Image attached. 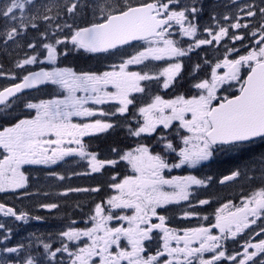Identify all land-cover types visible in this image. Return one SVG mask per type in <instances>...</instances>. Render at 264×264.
Instances as JSON below:
<instances>
[{"label": "snow or ice", "instance_id": "1", "mask_svg": "<svg viewBox=\"0 0 264 264\" xmlns=\"http://www.w3.org/2000/svg\"><path fill=\"white\" fill-rule=\"evenodd\" d=\"M26 3L31 4L32 0H5L3 6H0V16L6 20L10 18L16 21L18 18L15 10L22 12ZM173 4L174 0H166V2L165 0H152V2L132 6L125 0L123 5L116 6L106 0L105 6L101 9L102 23L78 28L72 33L71 43L76 49L83 50L85 53H104L119 45H128L137 40H147L150 45H162L149 46L137 52L119 65V71L97 73L76 71L68 67L54 68L51 71L41 69L23 76L20 83L0 90V103H6L10 97H14L23 89L49 81L54 85H59L67 93L62 99L40 100L39 103L27 104L28 108L36 110L35 116L32 119H22L12 127H6L0 131V147L5 152L3 158L0 159V192L24 186L26 177L21 171V166L25 164H54L71 153H78L81 157L87 158L92 172L100 171L105 165L117 163L116 160L98 159L97 153L85 151V145L82 142L84 136L113 129L112 123L99 119L91 123H72L71 118L96 115L92 108L86 106L90 100L97 105L105 103L106 100H118L120 107L117 111L121 114L126 113L128 106L133 103L129 94L144 91L140 87V81L157 78L147 73L128 72L126 71L128 65L140 64L150 57L159 60L163 56L183 57L187 55L184 49L177 47L174 40L167 38L170 35L168 30L175 22L181 26L184 36L194 37L197 33V25L189 21V16L195 19L201 9L196 7V0H193L191 7L186 5L180 10L170 8ZM77 7V3H71L67 7V12L74 13ZM259 11L264 16V8H260ZM255 14L248 6L245 15L252 17ZM35 19L37 17L33 16L26 22L21 16L19 24L11 27L5 35L8 39L14 38L19 28L28 27V24ZM42 19L48 21L52 18L45 15ZM31 26L37 27L36 24H31ZM230 27L239 29L247 25L236 22ZM259 30L264 33V24H261ZM205 31L209 33L211 39L196 40L195 47L210 45L213 41L219 42L229 36L228 27L220 26L214 33L211 29H205ZM231 39L242 40L243 37L233 35ZM64 42L57 39L55 44L59 45ZM28 47L34 48L35 45L29 44ZM192 47L193 45H189L188 51H191ZM43 48L47 51L46 59L54 62L59 54L57 48L51 43L44 44ZM63 54L67 55L68 52ZM36 62V55L29 56L20 61L17 67ZM242 65H248L250 71L240 85L239 94L231 98L218 97L217 89L221 84L225 81L241 79ZM199 67L200 65L195 66L197 69ZM221 67L226 68L227 71L223 75H218L216 69ZM182 68V63L176 62L163 69L160 73L165 78L163 88L167 89L173 85L182 72ZM108 85H112L115 91H106ZM194 87L201 90V94L191 98L180 95L174 100H164L159 95L155 96L152 103L139 109L144 118L143 123L134 130L129 128L130 134L135 137H140L142 134L149 136L156 134V136L154 145L140 144L120 156L121 160H126L131 165L135 174L125 176L120 183L111 185L118 194L111 196L107 204L110 209L133 210L130 216L115 217L117 220L127 221L128 226L109 227V221L114 217L111 214L105 215L104 207L96 204L95 215L92 217L95 223L91 228L69 227L60 233V236L66 238L67 241H79L81 237H87L90 242L75 251H70L66 243L56 248L55 251L50 250V244H43L45 251L51 257L55 258L57 253H67L71 264H97L94 257L99 258L98 264H123V262L126 264H159L158 258L163 257L165 253L168 259L164 260V264H193L194 260L198 261V264H216L222 257H225L226 252L220 250V240L223 237L212 235L210 227L186 229L181 236L177 235L175 230L166 227L165 216H158L160 221L158 224L152 223L151 218L158 215L157 209L163 205L173 201L188 200L191 185L204 183L203 180L191 175L166 179L163 175L165 169L179 168L181 165L196 166L202 161H209L217 151L243 152L257 138L264 140V35L258 41L257 47L248 51L246 55L234 60L225 57L222 64L217 63L212 69L210 80L204 79ZM79 92L85 95H77ZM173 121H179L177 134H180V129L188 133L180 135L183 146L174 145L173 139L170 138ZM163 130H169V134H165ZM66 140L69 144L74 142L77 147H65ZM161 144L160 151L153 150ZM112 151L116 152L117 149H112ZM169 151L177 153L178 163L171 165L168 163L163 153ZM237 175L239 173L234 171L224 179L231 180ZM164 185L173 186L174 190L164 191ZM83 190L87 191V189ZM98 190L92 189V191ZM70 191H81V189H70ZM199 203L203 205L208 201L200 200ZM41 207L55 209L58 206L43 204ZM228 207L229 205H224L223 209L217 210L216 223L212 227L218 228L222 234L227 233L235 237L250 224L256 222L255 219L250 220V216L256 217L264 213V189L248 198L243 207H237L234 212L222 215L224 209ZM0 212L6 216H14L17 220L27 219V213L17 214L16 210L2 203H0ZM191 214L185 212V216ZM4 227L0 224V229ZM154 229L163 232V251L157 250L154 255H146L144 242L152 238L151 234ZM261 233H264V228L261 229ZM122 237L127 240L130 250L121 247ZM172 240L176 241V247L170 246ZM181 241H183V247L179 246ZM193 241H199V247H193ZM113 246H115V251H113ZM18 247H23V245ZM249 248L254 251L249 252ZM213 250L216 254L210 259H205L203 254ZM4 251L16 253L18 248H5ZM258 253H264V239L258 243L246 244L238 264H248ZM240 256L241 253H236V255L227 256V259L237 264V257ZM24 264H36V261L28 257ZM259 264H264V260H260Z\"/></svg>", "mask_w": 264, "mask_h": 264}, {"label": "trees", "instance_id": "2", "mask_svg": "<svg viewBox=\"0 0 264 264\" xmlns=\"http://www.w3.org/2000/svg\"><path fill=\"white\" fill-rule=\"evenodd\" d=\"M71 1L73 0H69V2ZM82 1L92 4L91 0H80L77 3L78 7L74 13H68V5L65 4L62 15H68V21L63 22L62 20H58V23L61 24L59 25L58 29L57 22L54 18L51 17L52 19L47 21L50 23L51 27H55V30H57L54 33L55 38L60 36H71L77 28L89 23H93L96 17L101 15L102 12L99 5L92 12L87 11L86 13H82V8L84 6ZM127 2L131 4H137L140 2V0H127ZM216 2H218V0H206V2L196 4L198 8L199 6L203 7V10L198 12V14L195 16V19H193L191 16L190 18H192L193 22H196L197 20L196 24L198 37L209 39L210 35L207 31H205V29H211L214 33L215 31H218L220 26L231 28V22L233 20L235 21V18L241 20L242 23H245V21L254 20L253 22L256 23L257 26L264 24V16H262L259 11L260 8H264V0H250V2L245 4L244 8H242L240 11L236 8H233L232 11H230V14L228 12L229 10H226L228 0L220 1V5L224 8L222 12L215 11L213 5ZM119 3L121 5L122 1L120 0ZM178 6H181V4ZM248 6H250L251 10L256 13L252 17L245 15V11L247 10ZM170 8H172L171 5ZM242 13H244V16L239 18V15ZM43 15V13L40 15V19H38L37 22L38 24L43 23ZM229 15H231L232 18H228ZM248 29H250V27H248ZM230 31L232 32L231 29H229V32ZM42 34H44V29L42 27H32L30 24H28V32L26 35L31 36L28 41V45L32 42V44L35 45V48H38L40 43L45 40H42ZM47 35L49 34L47 33ZM174 39V41L179 44L180 47H185L191 40H195L197 38L186 37L181 31H178L176 32V37H174ZM247 40L248 38H246V42ZM136 44L138 43H131L114 51L101 54L85 53L83 50H80L81 53H74L73 51H70L67 55L61 53V63L62 66L73 68L76 71L101 72L105 67H107L108 64L116 62L114 56L117 51L123 49L122 53L124 56L131 55L136 49V46H134ZM141 44L142 43H139V45ZM231 47V38L226 37L217 44L212 43L210 45H202L197 49L192 48L191 51L187 52V55L180 58L181 60H179V62L181 61L183 65L182 72L176 78L175 83H173V85H171L169 88L166 90H161V83L159 84L161 77H159V79L153 78L141 82L145 91L136 93L132 96L133 107L132 105L130 106V110H128L127 114H117L116 116L112 115L114 112L113 104H106L102 108L98 109V112L103 111L102 113L107 114V118L113 122L114 128L104 133H95L84 136L82 142L85 145V149L87 151L97 153L101 158L116 160L119 158V154L121 152L123 153L127 149L136 148L140 144L149 146L154 145L156 134H152V136H149L148 134H142L140 137H135L129 132V128L136 129L140 126L139 122L143 119L142 114L139 112L141 106H143L144 103H147L151 99L150 96H153L155 93H161L164 97H170L172 95L178 94L186 96L194 95L195 91L197 90L194 85L199 80L211 76L212 69L222 58L224 59L226 53L230 52ZM23 49L26 52L30 51L27 45L23 46ZM1 55L5 58L8 57L5 52H2ZM149 61L148 63L145 62L141 67V73L152 69V62ZM160 62L162 64L165 63L161 60ZM196 65H200V67L197 69L195 68ZM37 66L38 65L32 66L30 70ZM54 88L55 86L49 82L45 86L34 91L26 92L3 105L1 108L7 109L10 107L11 102L14 101V112L18 114L0 121L1 125L3 123L12 124L13 120L17 117L26 115L28 110L27 104L29 103H35L38 100L62 98L64 96L65 90L59 89L58 87L54 92ZM100 116H102V114L99 115V117ZM177 128H179V122L173 123L171 127L170 138L173 139L174 145L180 144V134L184 133V131L180 129V134H177ZM163 131L165 134H169V130ZM161 148L162 144L160 147H155L153 150L160 151ZM112 149H117V151L113 152ZM163 154L166 158L169 156H174V153L170 151ZM262 154H264V149L258 146L247 147V150L243 152L222 151L213 156L209 161H205L195 167L194 173H196L198 176H212L214 178L210 186L198 188L197 191H195L196 193L193 194L190 202H193L194 205H196L195 203L196 199L199 198L198 196H201L199 201L208 199L207 204H200L199 208L196 207V210L199 209L201 211L199 213L211 215L213 207L219 206L223 202L230 199L239 200L240 197L243 198L247 194L245 192H250L249 190L259 186L260 182L257 179H254L256 178L254 177L255 172L247 171V167L249 168V164H255L258 159L262 157ZM86 161L88 162L87 159ZM86 161L82 158H79L78 156H66L53 166L43 167L41 165H27L24 168L28 176L27 185L15 192H0V201L20 207V200L25 199V197L28 196L27 193H31L38 200L31 203L28 201L27 203H22V209L27 211L28 216L33 215L35 217H40V219L46 223L49 219L51 222L56 224H61L65 221H68L69 219H75L79 221L78 223L82 224L83 227L89 225V213H91L96 204L99 203L103 204L106 212H111L110 214L114 217V219L115 217L133 214L132 209L108 210L110 207L107 204V200L111 196L117 195L116 190L113 189L111 185L116 182V179L119 176H125L127 174L131 176L133 173L131 166H128L125 161L121 160L115 165H106L100 171L92 172L90 171ZM236 169L239 170V177H235L234 179L230 180V184H226L224 186L217 185V178L220 179L222 176L230 174ZM52 171L54 172L56 178H59V176L63 178H59L58 180H55L53 183H51V185H48L45 182L50 181L47 179L46 175H48V173H52ZM247 176L250 179H248ZM37 178L42 179L40 183L38 182ZM70 189H81V191H70ZM83 189H87V191H84ZM92 189L99 190L92 191ZM84 199L89 201L85 202ZM70 201H76L72 207H70V209L62 205ZM43 204H56L58 207L53 210L46 209L41 207ZM187 204L188 203L184 204V202H182L180 205L170 206L167 209L174 207L176 210V207H184ZM171 213H167V217L170 220L180 223L187 222L184 220L185 218H182V211L176 210L175 216L177 215V217L175 218L170 216ZM179 217H181V219H179ZM201 221L203 220L200 219V222ZM113 223H115V221ZM154 232L155 233L151 235L152 238L150 241L146 240L144 243V246H146V254L154 253L159 249L160 244L157 241L160 236V231L158 229H154ZM122 238L121 247L128 248L130 250L127 240ZM113 249H115V246H113Z\"/></svg>", "mask_w": 264, "mask_h": 264}, {"label": "rangeland", "instance_id": "3", "mask_svg": "<svg viewBox=\"0 0 264 264\" xmlns=\"http://www.w3.org/2000/svg\"><path fill=\"white\" fill-rule=\"evenodd\" d=\"M79 1L80 0H73L71 2H69V0H32L31 4H28V3L25 4V8L22 12L20 10H15V15L18 18L16 21H12L10 18H8L6 20L4 17L0 16V89L5 87L6 85H9L13 82H16L27 71H29L32 66L38 65L35 68H38L41 66H46V67H48L49 71H51L54 68H66V67L62 66L61 53H65L66 51L68 53L70 51H73L74 53L75 52L81 53L80 49H76L73 46V44L71 43V39H70L71 36H67V39H65L66 38L65 36H60V37L55 38L54 33L57 31V30H55V27H51L50 23H48L45 20H43L42 24L37 23L38 19H40V15L42 13L44 14L43 16L47 15V16L54 18L55 21L57 22V25H61L58 23V20H62L63 22L64 21L67 22L68 21V15H62L65 4L70 6L71 3H78ZM119 1L120 0H109V2H111L113 5H116V6L120 5ZM121 1H122L121 5H123L125 3V1L124 0H121ZM148 1H151V0H148ZM220 1H222V0H218V2L214 3V5H213V7L215 8V11H217V12H222L224 10V8L220 5ZM91 2H92V4L89 2L85 3L84 1H82V3L84 4V6L82 8V13H86L87 11H91V12L94 11V9L98 5L102 9V7L105 6V4H106V0H91ZM145 2H147V1L140 0V2L135 4V5H139V4L145 3ZM202 2H206V0H196V4L202 3ZM249 2H250V0H228L226 10L227 11L229 10L228 11L229 14L233 8H236L240 11L242 8H244V5L248 4ZM4 3H5V0H0V6H3ZM192 3H193V0H174V4L171 6H172V8L174 7L175 10H180L183 7H185L186 5L191 7ZM128 4H131V3H128ZM179 4H181V6H178ZM131 5L135 6L133 4H131ZM49 9H50V11H49ZM199 9H201L200 11H202L203 7L199 6ZM21 16H23L25 18L26 22L28 21L29 18H31L33 16L37 17V19L32 20L29 24L30 25L36 24L37 27H42L44 29V35L42 37V40H44V39L45 40L40 43V46L38 48H35V47L29 48L28 47V43H29L28 41L31 38V36L26 35V33L28 32V27L19 28L18 34L12 39H8V37L5 35V32L10 30L11 27L17 26L19 24V22H20L19 18ZM243 16H244V13L240 14L239 18H242ZM228 18H232V16L229 15ZM101 21H103L102 13H101V15H98L96 17L94 22H101ZM189 21L192 22V18H189ZM253 21L254 20L245 21V23H242L241 20H239L238 18H235V21L233 20L231 22L232 24L239 22L241 25H247V27H245V28L241 27L239 29L229 28L232 30V32L230 31L231 36H230V32H229V36H226V37L231 38L233 35H236V36L243 37V39L242 40L231 39V42H232L231 50L229 53L227 52L225 55V57H227V59H229V60L238 59L239 56L246 55L248 51H251L253 48L257 47L258 41L261 39V36L264 35V33H262L259 30L260 26H257L256 23H254ZM192 23H195V22H192ZM176 25H179V24H176L175 22L172 24V27L168 30L170 35H168L167 38L175 40L174 37H176V32H174V31H176V29H175ZM185 26H187V24H185ZM179 27L181 29L180 25H179ZM248 27H250V29H248ZM247 32H248V34H247ZM47 33L49 35H47ZM253 33H255V35H253ZM56 36H57V34H56ZM194 37H196L197 39L191 40L185 47H180L179 44L176 43L177 47L184 49L186 52H188L189 45H193L192 48L197 49V47L194 46L195 41L199 40V39H205V38L204 37H198V30H197V33ZM194 37H191V38H194ZM226 37H224V38H226ZM246 38H248L247 42H246ZM53 39H55V40H53ZM57 39L63 40L65 42L62 44L56 45L55 41ZM209 39H211V36L209 37ZM49 43L53 44L57 48V52L59 53L54 62L48 61L46 59L47 51H46V49L43 48L44 44H49ZM213 43L217 44L219 42L213 41ZM30 44H32V42ZM25 45H27L28 49H30L29 52H26L23 49V46H25ZM134 46H136L135 51L131 55H128V56H124V54L122 53L123 49L120 51H117L115 53V56H114L116 62L108 64L107 67H105L101 72H97V73H102L105 71H113V70L119 71V65L124 60H127L131 56L135 55L137 52L143 51L145 48H147L149 46L159 47L162 45H155V44L150 45L149 42L146 40L141 45H139V43H138ZM2 52H5L8 55V57L7 58L3 57L1 55ZM33 55L37 56V62L36 63L30 64V65H24L23 67H17V65L20 61L24 60L25 58H27L29 56H33ZM225 57H224V59H225ZM224 59L222 58L218 63L222 64ZM149 60H152V61H149ZM160 60L164 61L165 63L162 64L160 62ZM179 60H181L180 57L163 56L159 60H156V59L150 57L148 60H145L140 64L128 65L126 71L141 73V71H142L141 67L144 65V63L145 62L148 63V61L152 62V64H151L152 69L146 70L145 72H142L141 74L147 73L148 75H150L152 77H157L156 79H159V77H161L160 82H159V84L161 83V86H160L161 90H166L165 88H163V82H164L165 78L162 75H160V73H162L163 69L168 67L169 64L179 62ZM180 63H181V61H180ZM242 67H243V65H242ZM35 68H33V69H35ZM221 68H218L216 70L218 75H223V73H224L221 71ZM249 69L250 68L248 67V65H244V70L241 69L240 73L244 72V75H245L249 71ZM225 70L227 71V69H225ZM221 72H222V74H220ZM240 77L242 79H239V80H241L239 85H237V82L239 80L225 81L223 84H221L217 89V96L219 95L221 98H223V97L227 96L228 94L229 95L227 97L237 94L235 92H237V90L240 88V85H241L243 78H244L242 76V74H240ZM204 79L210 80L211 76L210 77L208 76L207 78H204ZM204 79H202V80H204ZM202 80H199L197 83L201 82ZM175 81H176V79H175ZM175 81H174V83H175ZM141 82L142 81H140V87L143 88V85L141 84ZM53 86H55L54 92H55V90H57L58 87H59V89H62L59 85L53 84ZM106 91L114 92L115 88L112 85H108L106 88ZM144 91H145V89H144ZM136 93H139V92H131L129 94V98L131 99V95L136 94ZM199 94H201V90L197 89L195 91L194 95H190V96L183 95V96H185L186 98H191L192 96L199 95ZM65 95H67L66 91L64 92V96ZM77 95L83 96V95H85V93L79 92V93H77ZM157 95H159L164 100H174L177 96H180L182 94L172 95L170 97H164L161 93H155L153 96H150L151 99L147 103H144L143 106H141V107H146L148 104L152 103L155 96H157ZM62 98H60V99H62ZM39 101L40 100H38L35 103H39ZM106 104H113L114 105V112L112 113V115L116 116L117 114H121L117 111V109L120 107L118 100H106L105 103L100 104V105H97L94 103V101L90 100L86 106L92 108L96 112V114H98V109L102 108ZM131 105L128 106V110H130L129 108ZM132 107H133V105H132ZM14 108H15L14 101L11 102V105L9 108H7V109L1 108V110H0V121L7 119V118H10L13 115H17L18 113L14 112ZM127 113H128V111L126 112V114ZM166 113H167V110H166ZM35 114H36L35 109L28 108L27 114L17 117L16 119L13 120L12 124L3 123L1 125V123H0V131H3V129L6 127H12L13 125L18 123L22 119H32L35 116ZM123 114H125V113H123ZM97 119L102 120L103 122L112 123V121L107 118V114H104V113H102V116H100V117H99V115L98 116L94 115L92 117L73 116L71 118L72 123H91ZM143 119H142V121H143ZM142 121H140L139 123L142 124ZM175 122H179V121H173V123H175ZM182 130L184 131V133H181L180 135H187L188 134L186 132V130H184V129H182ZM52 138H54V137H52ZM179 145L183 146L181 144V141H180ZM251 145L252 146H248V147L257 146L255 144H251ZM64 146L70 147V148H76L77 147V145L74 142L69 144L67 140L65 141ZM133 149H135V148L127 149L123 153L121 152L119 155L122 156L125 152L131 151ZM85 151H87V150L85 149ZM87 152H91V151H87ZM220 152H222V151H217L214 154V156ZM173 153H174V156H169L166 158L170 165L174 164V163H178V160H179L177 153H175V152H173ZM4 154H5L4 149L2 147H0V159L3 158ZM68 156H78L79 158H82L85 161L87 159L85 157H81L78 153H71ZM120 156H119V158L116 159L117 162L121 161ZM98 159H100V160H111V159L101 158V157H99V155H98ZM60 160H62V159H60ZM60 160H57L56 163ZM123 161H125L128 166H131L126 160H123ZM203 162H205V161H202L201 163H203ZM56 163H54V164H56ZM87 163H88L89 169L91 171L89 160ZM54 164H46V165L42 164L41 166L47 167V166H53ZM27 165L38 166L36 164H25V165L21 166V171L24 173V175L26 177V183L24 184V186L22 188H24L28 183V176H27L25 169H24ZM198 165H196V166L181 165V167H179V168H171L170 167V168L165 169L163 171V175L165 176L166 179H172L173 177H184V176L191 175V176L197 177L198 179L203 180L202 178H200V176H198L196 173H194L195 172L194 169ZM235 171L239 173L238 169H236ZM247 171L255 172L254 177H256V178H254V179H257L260 181L259 186L255 187L249 191H254V193H256V192H259L261 189H264V158L260 157L255 164H249V168L247 167ZM134 174L135 173L133 170L132 175H134ZM44 175H45V172H44ZM125 176H129V175L127 174ZM125 176L117 177L115 183H120ZM239 176L240 175H237L236 177H239ZM248 176H253V175H248ZM248 176H247V178H248ZM46 177L50 181V182H48V181L45 182L48 185H51V183H53L55 180H58L59 178H61L60 176H59V178H56L53 171H52V173H48V175H46ZM218 179L219 178H217L216 182H218ZM248 179H250V178H248ZM37 180L40 183V181L42 179L37 178ZM203 181L205 182V180H203ZM203 184H201V185H203ZM201 185H191L190 186V188H189L190 194H189L188 200L173 201L167 205H163V206L159 207L157 209V213H158V215L156 216L157 219H158L159 215H163L166 218L165 222H167V220L174 222V220H170L167 217V213L172 212L170 214V216L175 218V217H177V215L175 216L176 210H179V211H182L181 214H182L183 218H185L184 220L189 221L190 218L193 217L192 212H194L196 207L199 208V206H200V203H199V205H197V204L194 205L193 202H190V200L192 199L194 192L197 191L198 186H201ZM218 186H220V185H218ZM22 188L6 189L5 191H7V192L14 191L15 192V191H18ZM200 188H202V187H200ZM163 190L167 191V192H172L174 189H173V186L164 185ZM116 193H117V191H116ZM27 195L28 196H26L25 199L20 200V203H19L20 205H22V203H27V201L29 203H31V202L38 200L31 193H27ZM250 195H246V197H244L245 199H242V201H245L248 198H250L252 196V195L251 196ZM203 200L208 201V199H203ZM88 201L85 200V202H88ZM75 202L76 201H70V202H68L66 204H62V205L66 206L70 209V207H72V205ZM181 202H184V204L185 203H188V204L184 207H176L177 208L176 210L174 207L167 209L170 206L179 205L178 203H181ZM230 202H231V200H230ZM99 204H101L102 207H104L102 203H99ZM219 206H222V204H220ZM219 206H216V207H219ZM216 207H213L211 215H205L204 213H200L199 214V222H200V219L201 220L208 219L209 221H214V219H216V215H217V211L215 210ZM108 210H114V209H108ZM197 211L201 212L199 209ZM185 212H190L192 214L185 216ZM110 213H111L110 211L104 212L105 215H109ZM226 214L227 213H223L222 215H226ZM262 214H264V213H262ZM94 215H95V207H94L93 211L91 213H89V220H88L89 225L86 227H83L82 224H79L78 223L79 221H77L75 219H69L68 221H65L61 224L60 223L56 224V223L51 222L49 219H48L47 223L43 222L41 219H36V217L33 215L27 216L26 220H17L16 218H13V216H11V215L6 216V215H4L3 212H0V224H3L5 226L3 229H0V264H6V262H7V264H24V261L28 257L34 258L36 261V264H71L70 257L68 256L67 253H57L56 257L53 258L49 255L48 252L45 251L43 244H45V243L50 244L51 245V249H50L51 251H55L56 248H60L62 246V244H65V243L68 244L70 251H75L79 247H83L84 244L90 242L87 237H81V239L79 241H67L66 238H63L60 236V233L63 231H66L69 227H74L77 229L91 228L93 226V224L95 223L92 220V217ZM260 215H258V216H260ZM128 216H130V215H128ZM250 218H252V217L250 216L249 219ZM114 221H115V223H113ZM120 226L127 227L128 226L127 221L117 220V219H113V220L109 221V227H120ZM154 233L155 232L153 230L151 235H153ZM159 235L160 236H159V239L157 242L161 245V243L163 241V232L161 231L159 233ZM5 236H7V239H5ZM122 239H124V238H122ZM20 245H23V247H18ZM160 245H159V248H160ZM11 247H17L18 251L16 253H7L4 251L5 248H11ZM113 251H115V249H113ZM208 253H209V251L205 252L203 254L204 258L206 257V255ZM166 258L168 259V256ZM93 259H95L97 261V264H98L99 258L94 257ZM193 263H194V261H193Z\"/></svg>", "mask_w": 264, "mask_h": 264}, {"label": "flooded vegetation", "instance_id": "4", "mask_svg": "<svg viewBox=\"0 0 264 264\" xmlns=\"http://www.w3.org/2000/svg\"><path fill=\"white\" fill-rule=\"evenodd\" d=\"M165 2H166V0H165ZM189 18H190V16H189ZM192 22H193V20H192ZM196 23H197V20H196L195 24ZM175 29H176V31H174V32L181 31L179 25H176ZM225 69L226 68L222 67L221 71L225 73L226 72ZM241 69L244 70V65H243V67L241 66ZM222 72L220 74H222ZM240 74H242V76L244 77L243 79H245L244 72L240 73ZM240 81L241 80H239L237 82V85L240 84ZM238 91H239V89L237 90V92ZM237 92H235V93H237ZM252 144H255L258 147L264 149V140H260L259 138H257ZM249 146H252V145L250 144ZM262 157H264V154H262ZM200 178L205 180V182H204L203 185L198 186V188H200V187L203 188V187L210 186L212 184V182H213V179H214L212 176H202ZM229 182H230V180L225 182V183H221L220 179H218V185H223L224 186L226 184H229ZM3 192H5V191H3ZM195 193L196 192H194V194ZM245 193H247L246 195H250V194L253 195L254 191L245 192ZM246 195L244 197H246ZM198 197L200 198V196H198ZM244 197L243 198H241V197L239 198L238 197L239 200L230 199L231 202H230V200H227V201L222 203V206L216 207L215 210L217 211L219 209H223L224 205H229L228 208L224 209L222 214L223 213H227L228 214V212H234L237 207H243V204L246 201V200L242 201V199H245ZM199 198L196 199V203L195 204H197V205H199ZM0 203L12 206L13 208H15L17 214H19L20 212L27 213V211L22 210L23 205H20V207H19V206H13V204H7V203L1 202V201H0ZM181 203H178V204L180 205ZM178 207H180V206H178ZM192 213H193V217L190 218V220L187 221V222L180 223V222H177V221L172 222V221H168L167 220V222H165V225L169 229L175 230V233L177 235H181V236L184 234V230H186V229L198 228V227H210L212 235H215V236H218V237H223L220 240V245H221L220 250H224L226 252L225 257H222L219 261L216 262V264H233V262L231 260L227 259V256L236 255V253H241V256L237 257V264H238V260L242 258V254H243V251H244V246L246 244H248V243H258L261 239H264V233H261V229L264 228V214H261L260 216H256V217L250 218V220L255 219L256 222L254 224H250L248 228H245L242 232L238 233L235 237H232V236L228 235L227 233L222 234V233H220V230L218 228L212 227L213 225H215L216 219H214V221H209L207 219H203V221L199 222V214L200 213L196 209ZM27 216H28V214H27ZM13 218H15V217L13 216ZM179 219H181V217H179ZM151 222L154 223V224H158L160 221H159V219H157V217H152L151 218ZM159 231L161 232V230H159ZM170 246L171 247H176L177 246L176 241L175 240L170 241ZM179 246L183 247V241L180 242ZM192 246L193 247H199V241H193ZM129 247H130V245H129ZM145 247L146 246H144V248ZM158 250L163 251V241H162V243L160 245V248ZM251 251H254V249L249 248V252H251ZM156 252L147 253L146 255H154ZM214 254H216L215 250L209 251V253L206 255L205 259H210ZM166 257H167V253H165L163 257H159L158 258L159 264H164V260L167 259ZM260 260H264V253H258L256 257H253L252 261L248 262V264H259ZM197 263H198V261L194 260L193 264H197ZM123 264H126V262H123Z\"/></svg>", "mask_w": 264, "mask_h": 264}, {"label": "water", "instance_id": "5", "mask_svg": "<svg viewBox=\"0 0 264 264\" xmlns=\"http://www.w3.org/2000/svg\"><path fill=\"white\" fill-rule=\"evenodd\" d=\"M150 2H152V1H150ZM136 6H138V5H136ZM102 22H103V21H101V22H96V23H102ZM93 24H94V23H93ZM91 25H92V24H89V25H85V26H82V27H79V28L90 27ZM139 41H142V40L132 41V42H130V43L139 42ZM122 46H126V45H119V46H117V48L122 47ZM115 49H116V48H115ZM111 50H114V49H109L108 51H111ZM104 53H105V52H104ZM41 69H43V70H45V71H48V68L44 66V67H39V68H37V69L31 70V71H29L28 73H26L25 75H27V74H29V73H31V72H38V71H40ZM249 71H250V69H249ZM249 71L247 72V74H246V76H245V79H246V77H247ZM25 75H24V76H25ZM22 78H23V77H22ZM22 78H21L20 80L16 81V82H14V83H11V84H9V85H7V86L1 88L0 90H3V89L6 88V87H11L13 84L20 83L21 80H22ZM47 83H48V82H45V83H43V84L36 85V86H34V87H32V88L23 89L20 93L15 94L14 97H10V98L8 99L7 102L13 100L14 98L18 97L19 95H21V94H23V93H25V92H29V91L35 90V89H37V88H40V87H42V86H45ZM238 94H239V92H238L237 94H235V95H238ZM233 96H234V95H233ZM231 97H232V96H230L229 98H231ZM7 102H6V103H7ZM6 103H0V107L3 106V105H5ZM230 175H231V174H228V175L223 176V177L220 179V182H221V183H225V182H227L228 180H225L224 177H226V176H230ZM6 207H11V208H13L12 206H9V205H6ZM13 209L15 210V208H13Z\"/></svg>", "mask_w": 264, "mask_h": 264}]
</instances>
